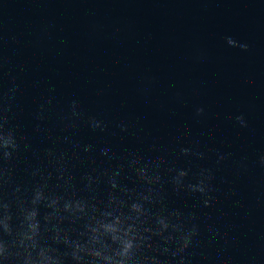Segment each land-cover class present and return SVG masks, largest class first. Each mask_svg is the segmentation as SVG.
<instances>
[{"label": "water", "instance_id": "water-1", "mask_svg": "<svg viewBox=\"0 0 264 264\" xmlns=\"http://www.w3.org/2000/svg\"><path fill=\"white\" fill-rule=\"evenodd\" d=\"M102 225L264 264V0H0L3 264L120 259Z\"/></svg>", "mask_w": 264, "mask_h": 264}, {"label": "clouds", "instance_id": "clouds-1", "mask_svg": "<svg viewBox=\"0 0 264 264\" xmlns=\"http://www.w3.org/2000/svg\"><path fill=\"white\" fill-rule=\"evenodd\" d=\"M247 45L244 46L245 50L247 49ZM35 217V212L30 213L29 218H34ZM4 224V228L6 231L10 230L9 229V225L7 223V218L5 219V221H3ZM105 230L107 232L113 233V241L114 242H119L120 244V250H118L115 253L116 257H120V259H114L112 256H103L102 258L107 262V264H126V261L129 260L133 254V250L137 247V244H135L133 242V240H129L126 238H123L119 235H117L116 233H118L120 230L112 225H102ZM30 228H32L33 232L35 233L36 231V225L35 224H30L29 225ZM128 234L125 233V237ZM31 238V237H29ZM181 239L183 240V245L184 247H187L190 239L187 237H181ZM77 251H82V252H86L88 253L86 248H82L81 246L77 245ZM8 252H7V246L5 243L0 242V264H3L4 258L7 256ZM89 255H94L96 257H101V252L96 251V252H92V253H88ZM41 255H43V253H41ZM49 261V264H58V261L52 257H48L47 258ZM77 259H80L82 261L81 257H77Z\"/></svg>", "mask_w": 264, "mask_h": 264}]
</instances>
